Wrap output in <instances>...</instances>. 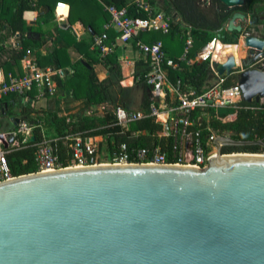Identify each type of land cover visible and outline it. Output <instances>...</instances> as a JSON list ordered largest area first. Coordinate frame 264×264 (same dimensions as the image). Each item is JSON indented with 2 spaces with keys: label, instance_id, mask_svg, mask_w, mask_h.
Returning a JSON list of instances; mask_svg holds the SVG:
<instances>
[{
  "label": "water",
  "instance_id": "water-1",
  "mask_svg": "<svg viewBox=\"0 0 264 264\" xmlns=\"http://www.w3.org/2000/svg\"><path fill=\"white\" fill-rule=\"evenodd\" d=\"M244 45L246 69L232 53L216 71L240 70L242 99L261 102L264 40ZM215 144L205 167L102 164L1 181L0 264H264V154L223 153L264 141Z\"/></svg>",
  "mask_w": 264,
  "mask_h": 264
},
{
  "label": "trees",
  "instance_id": "trees-1",
  "mask_svg": "<svg viewBox=\"0 0 264 264\" xmlns=\"http://www.w3.org/2000/svg\"><path fill=\"white\" fill-rule=\"evenodd\" d=\"M167 15L172 17L171 31L168 34L162 32L142 33L140 39L151 44L161 41L167 54L174 60L180 59L184 53V42L180 39V30L183 26L191 29L194 37V48L197 43L203 48L217 38L223 44H238L241 36L246 35L248 28L237 26H229L235 19H241V23L248 25H258L264 17V0H245V4L241 7L229 8L220 0H210V8L207 11L203 8V0H167ZM50 0H0V35L4 33V39L11 36H18L20 41L17 49L13 51L12 61L9 63L11 70L20 65L21 61L27 56L31 45L36 44L35 39L29 38L28 34L32 32V28L27 25V21L37 13L41 5H49L54 13L56 3H49ZM71 2V24L80 21L85 27L91 26L95 31L92 20H88L89 16H105L108 20L110 15L105 11V6L99 0H70ZM107 5H114L119 8L127 5L126 0H104ZM154 4L156 1L153 2ZM94 12V14H91ZM131 14L134 16H145L146 13L138 12L137 9L131 8ZM250 34V33H249ZM110 38L113 39L117 33L109 32ZM251 35V34H250ZM233 36V37H231ZM180 42L182 43H179ZM0 47V52L2 51ZM193 48V49H194ZM202 48V49H203ZM95 52V51H94ZM193 50L190 53L192 56ZM97 57H92L95 63H102L109 71V76L101 81L94 68L87 67L83 61L72 63L67 51L58 47L57 42L53 44V48L47 56L38 54V63L40 67L46 69L48 67L53 70H63L65 78L55 77L59 88L71 89L76 99L87 100L90 109L74 114L69 118H59L57 116L48 120V127H54L56 134H73L81 133L91 136L112 135L117 145L128 144L130 147L151 148L163 144V140L159 138V133L163 130V125L156 123L153 118H146L135 122L130 126L129 130H123L116 123L114 110L123 106L126 102L114 106V110L106 108L111 101L113 90L117 86H121V82L125 80L122 72L121 64L116 54L108 55L101 59L99 51H96ZM88 55H90L88 53ZM145 69L136 70V75H140L142 71L143 78L150 71L148 63ZM180 70H174L171 67H165L168 71V81L177 85L181 81L185 91L194 90L195 93H201L203 87L208 81L212 73V68L208 62H195L188 65L183 62ZM68 66L74 69V73L70 74ZM13 75H22L23 71H11ZM18 73V75H16ZM70 74V75H69ZM69 75V76H67ZM225 86L231 87L236 84L238 76L236 74H228L224 76ZM121 88V87H120ZM17 95L6 97L0 103L2 113L9 115L10 100L16 99ZM160 110L169 108L172 101L168 92L164 93L159 100H155L152 90L146 85L144 91L143 108L148 109L152 103ZM103 106V112H99L98 107ZM91 110V113L88 112ZM212 117L210 127L222 136L230 137L236 141H264V103L253 102L247 103L242 101L233 107L220 111L211 110ZM32 112L24 110L21 112L20 120L28 121L30 124L37 123L32 117ZM200 113H196L193 117L195 125L190 130L195 133L198 130L203 131L202 140L210 133L207 126L208 123L203 119L198 120ZM14 130L18 129L17 119H14ZM58 128V131H57ZM51 136L52 132L50 131ZM36 141L28 143L27 146H21L8 152L7 159L11 171L15 177L34 173L36 171V147L42 139L40 128L35 129ZM17 141L21 142L22 138L17 137ZM194 135L187 140V162H194ZM61 153L66 152V145L59 143ZM224 154L233 153H264V148L255 146H231L223 149Z\"/></svg>",
  "mask_w": 264,
  "mask_h": 264
},
{
  "label": "built area",
  "instance_id": "built-area-1",
  "mask_svg": "<svg viewBox=\"0 0 264 264\" xmlns=\"http://www.w3.org/2000/svg\"><path fill=\"white\" fill-rule=\"evenodd\" d=\"M109 13L110 20L105 25L102 33L93 37V48L99 51L101 59L116 53L117 43H133L138 51L147 59L150 71L144 82L152 88L155 100L168 92L176 97L169 108L160 110L156 102L152 103L147 110H131L119 106L114 110L117 125L123 130H129L130 126L146 118H153L156 123L163 125L159 138L163 144L151 148L130 147L128 144L117 145L112 135L91 136L81 133L50 134L45 120L36 119L37 123L30 124L20 120L18 129L8 133H0V182L14 178L8 163L7 154L13 149L27 146L31 143L35 129L40 128L42 139L35 143L36 147V171L50 172L71 167H87L102 164H149V165H196L208 166L209 158L217 155L218 147L215 140L222 136L210 126L209 134L202 140L203 131L191 132L194 127L196 113L208 114L211 110L220 111L238 105L242 101V90L238 83L231 87L225 86L224 77L201 93L187 92L183 89L181 81L177 85L171 84L167 77L165 67L180 70L182 63H191L190 53L194 48V37L188 26L180 30V39L184 42V53L177 61L170 58L164 49L163 42L147 43L140 39L142 33L162 32L168 34L171 31L172 17L167 15L166 10H161L157 0H129L124 7L107 5L104 0H99ZM156 1L154 4L153 2ZM135 8L138 12L146 13L145 16H134L130 9ZM66 11V13H63ZM70 11V6L59 3L56 6V17L63 20ZM117 33L116 41H111L109 32ZM250 36L249 33L245 37ZM221 40L215 38L209 42L199 53L201 62H208L213 71L219 63L224 47ZM223 54V55H222ZM225 56V55H224ZM23 74L10 75L7 79L0 80V103L6 97L17 95L26 96L34 91L54 94L57 85L54 75L57 71L51 68L40 67L38 60L28 51L22 60ZM89 114L91 111L88 112ZM200 120V118H198ZM69 121V118H68ZM194 135V162H187V140ZM21 137L22 141L16 140ZM13 142L10 143V140ZM59 143L66 145V152L61 153Z\"/></svg>",
  "mask_w": 264,
  "mask_h": 264
},
{
  "label": "crops",
  "instance_id": "crops-1",
  "mask_svg": "<svg viewBox=\"0 0 264 264\" xmlns=\"http://www.w3.org/2000/svg\"><path fill=\"white\" fill-rule=\"evenodd\" d=\"M126 1L127 3L130 2L129 0ZM160 1H161V5L164 4V1L166 2V4H164L163 6V8L166 10V8L168 7V1L167 0L164 1L160 0ZM160 1L157 0L158 6ZM54 2L56 3V6L59 3H63L70 6V11L67 13L66 17L63 20H59L56 17V12H55L56 6L54 9V13H52L51 11L53 10L49 5L47 4L41 5L37 13L34 14L27 21V25L32 28V32L28 34V37L35 39V42L38 43L37 46H35L36 44L31 45L29 51L38 60L37 57L38 54L42 56H47L50 52V49L53 48V44L56 41L59 48L67 51L68 55L70 56V60L73 64L78 61H83V63L87 67L94 68L101 81L105 80L109 76L108 69L102 63H95L94 60L92 59V57H97V55L95 54L96 50L93 48V37L96 34L102 33L104 31L105 25L110 19L108 20L105 16L102 15L93 16V17L89 16L88 20L90 21L92 20V23L94 24L96 31L91 26L85 27L80 21L71 24L70 18H71L72 8H71L70 0H50L49 3L54 4ZM160 7L161 6H159V8ZM63 13H66V11H64ZM91 14H94V12H92ZM236 22H241V19L239 18L235 19L229 26H237L235 25ZM251 27H254V29L251 30ZM251 27H248V29L250 30L247 29L248 32L251 34L250 36L258 37L264 40V17L262 18V22L260 24L251 25ZM5 33L6 30L2 35H0V47H2L1 48L2 51L0 52V80L7 79L10 75H13L11 71L19 72V69L20 71H24L22 64L23 61H21L20 65L14 67L15 70L10 69L9 63L12 61L13 51L17 49L20 41H18L17 35L11 36L8 39L3 40L2 38L4 37ZM93 33H95V35ZM116 37L117 35L111 41H116ZM245 38H246L245 35H243L241 36V40L239 39V44H230L229 47L227 46L224 47L223 54L225 56L222 54L223 56L221 57L219 63H224L227 59V55L233 53L234 54L233 56L237 61V65L239 66V69L240 70L246 69L245 67L244 68L241 67V61L248 56V52H247L248 50L244 45ZM179 43L182 42H180L179 40ZM202 48L203 47L197 43L196 48L192 49L193 53L190 58L191 63L189 65L195 62H201L198 59V56L199 53L202 51ZM88 53L90 55H88ZM115 54L116 56H118V60L122 67V72L125 80L122 81L121 83L126 84V88H127L126 91L127 93L129 92V95L126 98V100H128L130 98V95L133 94L132 86H136L139 85V83H142V81L139 80L143 78L142 74H144V71H142L140 75H136V70L138 71L139 69H145L147 67L146 63H148V61L138 51V49L135 47L133 43L123 44L118 42L116 53H114V55ZM54 71H57V74L54 75V80L57 85V90L55 91V93L49 94L36 90L30 93L29 95L18 96L14 100L11 99L9 105L10 107L9 115L2 113L3 119L0 120L1 127L4 124L8 125L9 118L13 122L14 126H16L14 123V119H17V123H18L20 121L19 117L22 116L21 112L24 110L32 112L31 115L34 119L39 118L40 120H45V123L47 125L48 120L51 119L52 117L57 116L59 118H70L72 115L85 111L87 108L90 109L89 102L84 99H79V100L76 99L71 89L68 90V89L59 88L55 77L59 76L65 78L66 75L63 76V70H54ZM68 71L70 74L74 73V69L71 66H68ZM239 71H233L230 74H236L238 76ZM166 73L168 74V71H166ZM16 75H18V73ZM219 77H221V75H217L212 69V73L209 76L207 83L203 87L202 92L206 90L208 87L214 85L218 81ZM236 83H238V80ZM149 88L152 90L150 86ZM145 89H146V84L144 83V88L141 94L143 100H144ZM190 91L195 92L194 90H189L187 92ZM166 92H168V89L166 90ZM168 94L170 96L172 104L176 102V97L170 94L169 92ZM262 102L264 103V99L261 101V103ZM19 104L23 105L21 111H18ZM128 104L129 107L126 106L128 109L140 111L139 108H130L129 101ZM141 106H142L141 110H147L143 108V101L141 103ZM13 109H16L18 113L14 114ZM103 109H104L103 106L98 107V110L101 113L103 112ZM211 117L212 115L200 114L198 118H200L201 121L204 119L208 123L207 126L208 128L210 126ZM14 126L12 130L8 132L13 131ZM48 128L50 129L49 131H54V127H48ZM8 132H4V133H8Z\"/></svg>",
  "mask_w": 264,
  "mask_h": 264
},
{
  "label": "rangeland",
  "instance_id": "rangeland-1",
  "mask_svg": "<svg viewBox=\"0 0 264 264\" xmlns=\"http://www.w3.org/2000/svg\"><path fill=\"white\" fill-rule=\"evenodd\" d=\"M162 1H164V0H162ZM164 4H166L165 1H164ZM164 4L161 5V1H160L159 6H161L160 7L161 10H164V8H163ZM202 5H203V8H205L208 11L210 8V0H203ZM235 25H239V26L244 27V28L250 27V25H248V23H246V22H244V23L236 22ZM253 29H254V27H251V30H253ZM248 30H250V29H248ZM231 37H233V36H231ZM240 40H241V38H240ZM238 44H239V42H238ZM132 87H133V94L130 95V98L128 100H126V98L129 95V92L127 93V91H126V89H127L126 84L121 83V86L115 87V89L113 90L112 99L106 105V108L110 109L112 111V110H114V106L119 105L120 103H123V102H126L125 106L129 107V104H128V101H129L130 102V108H139L141 110L142 109L141 103L143 101L141 94H142V90L144 88V82L139 83V85L132 86ZM22 107H23V105L19 104V110L18 111H21ZM16 109H13L14 114L18 113V111ZM2 116H3L2 111L0 110V120L3 119ZM13 126H14V124L11 121V119L9 118L8 119V125L4 124L2 127L0 126V133H4V132H8V131L12 130ZM57 131H58V128H57ZM236 154H238V153H236ZM242 154H245V153H242ZM260 154H264V153H260Z\"/></svg>",
  "mask_w": 264,
  "mask_h": 264
}]
</instances>
